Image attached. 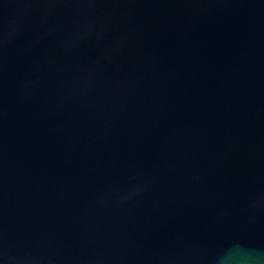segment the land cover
I'll return each mask as SVG.
<instances>
[{
	"label": "water",
	"instance_id": "1",
	"mask_svg": "<svg viewBox=\"0 0 264 264\" xmlns=\"http://www.w3.org/2000/svg\"><path fill=\"white\" fill-rule=\"evenodd\" d=\"M0 264H264V0H0Z\"/></svg>",
	"mask_w": 264,
	"mask_h": 264
}]
</instances>
